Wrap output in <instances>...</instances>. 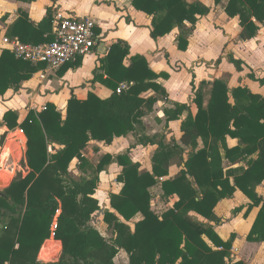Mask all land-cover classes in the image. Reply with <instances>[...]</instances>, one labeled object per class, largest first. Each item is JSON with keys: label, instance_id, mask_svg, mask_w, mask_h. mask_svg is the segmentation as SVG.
Instances as JSON below:
<instances>
[{"label": "trees", "instance_id": "1", "mask_svg": "<svg viewBox=\"0 0 264 264\" xmlns=\"http://www.w3.org/2000/svg\"><path fill=\"white\" fill-rule=\"evenodd\" d=\"M215 2L218 4L221 0ZM132 4L138 11L154 17L153 39L178 28V48L182 51L188 49L189 36L199 16L210 12L200 1L132 0ZM225 11L232 18L238 17L242 40L255 38L264 25V0H229ZM19 14L8 28L9 37L33 44L54 40L51 7L39 23L33 22L23 10ZM228 60L238 71L243 70V60L233 54L228 55ZM81 61L82 57L58 71L63 73L70 67H77ZM45 68L44 63L17 59L11 51L3 50L0 96L9 89L18 90L22 82ZM164 75L155 72L144 55H131L127 41L118 40L95 69L94 81L100 80L113 90L109 97L102 98L94 92L86 99L73 95L65 116L55 104L47 103L43 109H30L21 123L17 111L5 112L3 123L8 129L20 127L24 130L29 167L28 173H19L0 191V219L10 218L9 226L15 225L20 245L17 250L13 247L11 251L5 250L7 258L23 255L24 264L76 261L113 264V259L123 249L129 256V264H246L231 259L235 235L224 241L211 222H221L215 213L216 206L221 200L233 197L239 189L250 201L246 217L254 208H259L247 239L264 242V195L257 192V187L264 182V96L247 86L231 89L225 80L215 79L207 106H204L202 88L196 89L194 102L198 112L195 115L187 103L175 102L173 107L166 108L168 122L179 120L184 112H189L181 126V143L190 148L185 156V149L177 141L166 145L165 137L151 138L144 133L143 118L153 111L160 98H168L165 87L157 81ZM249 77L264 85V77L257 78L253 73ZM121 82H127L129 87L118 93ZM148 91L154 94L144 96ZM130 133L136 134L142 145L158 144L152 158V172H141L140 163L133 162L128 152L116 157L105 154L96 167L91 166L83 154L91 140L111 144L116 137ZM229 139H238V145L230 147ZM5 140L6 133L0 137V146ZM50 146L54 152H50ZM75 159L79 161L80 176L71 172ZM225 159L244 165L225 168ZM113 162L122 166L117 178L122 188L119 193L110 194L115 212L106 210L104 213V221L114 232L109 241L90 222L100 209L95 197L100 173ZM175 162L185 164L180 174L161 181L169 175ZM10 174L7 171V176ZM159 183L163 197L177 195L179 198L161 215L152 209L150 191ZM190 212L197 213L205 221L192 217ZM138 215H142V219L132 229L128 222ZM52 233L62 242V256L58 262H38L36 256ZM67 255L71 256L69 260H66ZM0 264H5V259L0 258Z\"/></svg>", "mask_w": 264, "mask_h": 264}, {"label": "crops", "instance_id": "2", "mask_svg": "<svg viewBox=\"0 0 264 264\" xmlns=\"http://www.w3.org/2000/svg\"><path fill=\"white\" fill-rule=\"evenodd\" d=\"M188 1H200L210 8V12L199 16L196 27L189 36L188 49L182 51L178 48L180 30L175 28L170 34L153 39L151 29L154 17L138 11L133 6L132 0H0V37H9L8 28L19 18L20 10L28 13L33 22L39 23L46 17L49 7L53 9V17L58 13L66 16L92 17L97 22V31L100 36L97 48L92 54L82 58L79 66L70 67L63 73L58 70L45 72V68L34 74L30 80L22 82L18 90L9 89L6 94L0 96V137L4 133L6 136L13 134L16 129L10 130L3 123V116L10 109L19 113V122L21 123L30 109H43L47 103L55 104L65 116L68 101L73 95L79 99H86L90 92H94L102 98L109 97L113 90L100 80L94 81L95 69L100 66V60L106 56L110 46L118 40H124L130 45L131 55L137 53L144 55L155 72L165 73L157 81L165 87L168 98H160L153 111L143 118L146 127L144 133L151 138L154 136L165 137L166 145L172 144L173 140L177 141L185 149V156H187L190 148L181 143V126L189 112H184L179 120L168 122L165 115L166 108L173 107L175 102L187 103L195 115L198 112L197 104L194 102L196 89L202 88L204 106H207L211 96V83L215 79L225 80L231 89L247 86L253 92L264 96V85L249 77L251 73L257 78L264 77V25H261L255 38L242 40L240 38L242 28L239 25L238 17L232 18L225 11L229 0H221L218 4L215 0ZM187 25L191 26L190 23ZM5 49L0 39V56ZM229 54L244 61L242 71H238L235 65L229 62ZM220 57L221 61L218 62ZM42 71L44 73H41ZM46 73L49 78L56 80L61 78L65 82L63 87L55 86L50 89L43 87L44 81H41L40 78H43L42 74ZM104 78H107V75H104ZM203 82L208 84H203ZM153 94V91H148L144 96L148 97ZM231 101L233 102V100ZM11 140L12 138L8 142ZM228 143L230 147H234L238 145V139H229ZM22 146L21 160L23 163L25 162V167L23 168L21 163L13 162L12 165L0 169V172L3 173L9 170L11 175L7 177H11L12 180L21 172L24 175L29 172L26 158V136ZM53 146L56 149L60 148L58 145ZM158 147V144L142 145L139 143V137L130 133L127 136L116 137L111 144L91 140L83 154L91 166L96 167L105 154L116 157L128 152L133 162L140 163L141 172H152V158ZM49 149L50 152H54L52 146ZM78 164L77 159L73 160L71 170L74 169L75 174L80 176ZM184 165V163L179 164L178 162L172 164L169 175L161 178V181L177 177ZM223 165L225 168H230L244 165V163L232 164L225 159ZM121 171L122 166L113 162L100 173V181L95 194L99 200L100 209L93 215L90 222L109 241L114 237V232L104 221V213L106 210L115 212L110 204V194L121 191L122 184L117 181ZM9 185L3 183L0 185V191ZM150 191L152 193V209L159 215L171 209L179 199L177 195H172L169 198L163 197L161 183L152 187ZM257 192L264 195V182L257 187ZM249 202L247 196L237 189L233 197L225 198L218 203L215 213L221 222L218 224L211 222V224L214 225L215 231L224 241L235 235L231 259L242 260L246 264H264V242L247 239L259 211V208L256 207L246 217L244 214L248 209ZM190 215L200 221H205L195 212H190ZM141 219L142 215H138L128 224L134 229L135 223ZM237 221L246 223V227L241 233L234 226ZM9 222V217L4 216L0 219V258L5 259V264H24L23 255L16 259H10L13 257L12 255L7 258L4 254L5 250L11 251L12 247L17 250L20 246L17 242V229L15 225L9 226ZM62 253V242L55 239L52 233L51 237L46 239L41 246L36 259L43 263L58 262ZM113 261L118 264H129V256L125 250L120 249Z\"/></svg>", "mask_w": 264, "mask_h": 264}, {"label": "built area", "instance_id": "3", "mask_svg": "<svg viewBox=\"0 0 264 264\" xmlns=\"http://www.w3.org/2000/svg\"><path fill=\"white\" fill-rule=\"evenodd\" d=\"M96 29L97 22L92 17L66 16L58 13L54 16L55 36L52 42L40 44L25 43L19 38L7 36L0 37V39L4 48L11 51L17 59L44 63L46 64L45 72L49 70L57 71L67 63L74 62L81 57L84 58L94 52L100 40ZM45 76L46 74H42V77ZM128 87L129 84L127 82H121L117 92L121 93ZM25 136L24 130L20 127H17L13 132V140L18 144L25 140ZM18 144H15V146ZM1 149L6 150V145L5 147H0V151ZM9 152H11V148ZM13 180L2 176L0 185L3 183L11 184ZM55 226L56 223L53 228Z\"/></svg>", "mask_w": 264, "mask_h": 264}, {"label": "rangeland", "instance_id": "4", "mask_svg": "<svg viewBox=\"0 0 264 264\" xmlns=\"http://www.w3.org/2000/svg\"><path fill=\"white\" fill-rule=\"evenodd\" d=\"M41 73H44V72L42 71ZM40 79H41V81H44L43 82V87H49V89L53 88L55 86H58V88H61L65 84V82L61 78L58 79V80H56L55 78H49L47 73H46L45 77L40 78ZM11 138H12V140L8 142V140H10ZM5 143H8V144H5ZM4 144L6 145V150L1 151V153H0V159H1L0 160V169L5 168V166L12 165L13 162H17L18 164L21 163V165L23 164L22 166L24 168L25 164L21 160V157H22V149H21L22 148L21 147L22 143L18 144L17 142H15L13 140V134H10V135L6 136V140H5ZM15 144H18V145L15 146ZM5 145H4V147H5ZM10 148H11V152H9ZM4 151H6L7 155H8V153H10V154L8 156L7 155L3 156L4 154H6ZM10 169H11V167H10ZM7 171L10 172L9 170H7ZM7 171H5V173L0 172V176L4 175V176L7 177ZM71 172L75 173V170L72 169ZM10 179H11V177H10ZM234 226H235V228H237L239 233H241V231L245 229L246 223H244L242 221H237V222H235ZM241 239H242V237H241ZM240 244H242V241H240ZM51 262H54V261H51ZM112 262H113V264H118L117 262H114V261H112ZM13 264H15V263H13ZM70 264H85V263L83 261H76V262H73V263H70ZM97 264H102V263L100 261H98Z\"/></svg>", "mask_w": 264, "mask_h": 264}, {"label": "water", "instance_id": "5", "mask_svg": "<svg viewBox=\"0 0 264 264\" xmlns=\"http://www.w3.org/2000/svg\"><path fill=\"white\" fill-rule=\"evenodd\" d=\"M70 258H71V256L70 255H67L66 260H69Z\"/></svg>", "mask_w": 264, "mask_h": 264}, {"label": "bare ground", "instance_id": "6", "mask_svg": "<svg viewBox=\"0 0 264 264\" xmlns=\"http://www.w3.org/2000/svg\"><path fill=\"white\" fill-rule=\"evenodd\" d=\"M5 152H6V151H5ZM26 152H27V151H26ZM10 175H11V174H10ZM10 175H9V176H10ZM53 246H54V245H53Z\"/></svg>", "mask_w": 264, "mask_h": 264}]
</instances>
